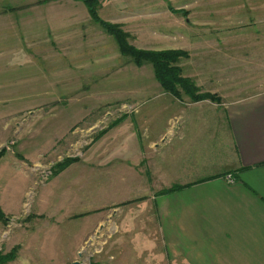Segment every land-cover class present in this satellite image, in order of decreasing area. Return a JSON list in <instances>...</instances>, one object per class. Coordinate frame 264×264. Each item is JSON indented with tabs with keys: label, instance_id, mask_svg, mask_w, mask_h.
Returning a JSON list of instances; mask_svg holds the SVG:
<instances>
[{
	"label": "rangeland",
	"instance_id": "obj_1",
	"mask_svg": "<svg viewBox=\"0 0 264 264\" xmlns=\"http://www.w3.org/2000/svg\"><path fill=\"white\" fill-rule=\"evenodd\" d=\"M6 2L0 19L13 18V3ZM192 5L214 7L213 15L195 10L199 41L223 37L206 30L212 19L214 29L232 20L230 26L250 27L240 36L246 43L264 42V0H166L167 9L182 10L187 19ZM229 6L241 10L228 13ZM44 18L37 42L30 41L28 12L20 32L10 23L0 43V263L144 264L151 243L143 234L140 92L157 93L153 67L120 58L113 45L100 54L86 50L82 60L96 64L79 66L82 52L63 50L46 34ZM128 29V43L147 50L141 28ZM13 32L21 35V50L14 49ZM107 34L87 36V45L107 43ZM191 38L184 25L182 45ZM185 52L189 57L178 63L184 76ZM251 79L225 88L227 99L256 93Z\"/></svg>",
	"mask_w": 264,
	"mask_h": 264
},
{
	"label": "crops",
	"instance_id": "obj_2",
	"mask_svg": "<svg viewBox=\"0 0 264 264\" xmlns=\"http://www.w3.org/2000/svg\"><path fill=\"white\" fill-rule=\"evenodd\" d=\"M6 1L0 0V9ZM9 2L13 18L0 19V43L5 42L4 30L19 31L21 15L29 12L31 43L37 42L36 28L45 16L47 35L63 50L82 52L79 66L96 64L82 60L86 50L100 54L112 45L119 50L109 34L106 44L91 40L92 46L87 45V36L105 30L82 1ZM197 9L207 15L214 12L213 5H192L187 19L182 10L167 9L166 0H108L99 11L102 20L127 33L129 26L141 28L150 45L144 49L157 45L163 51L188 50L190 70L185 77L222 99L178 100L163 91L155 75L157 93L150 96L146 88L140 92L141 194L143 218L148 220L143 234L148 232L151 243L149 257L142 259L144 264H264V42L246 43L240 36L250 27L230 26L232 20L226 28L214 29L212 19L206 20V30L223 37L201 42L198 27L192 30L191 24L195 19L193 24L199 25ZM183 24L193 31L188 46L182 45ZM14 34V49L21 50V35ZM251 75L250 82L260 89L227 99L224 89Z\"/></svg>",
	"mask_w": 264,
	"mask_h": 264
},
{
	"label": "trees",
	"instance_id": "obj_3",
	"mask_svg": "<svg viewBox=\"0 0 264 264\" xmlns=\"http://www.w3.org/2000/svg\"><path fill=\"white\" fill-rule=\"evenodd\" d=\"M78 1L86 5L93 21L114 38L123 57L129 58L137 67L145 64L152 65L156 80L165 93L178 100H183L184 96L188 97L193 103L206 100L222 103L219 96L203 92L192 79L183 75L178 63L189 57L187 52L180 50L149 51L131 46L128 43L130 35L124 32L120 25H114L101 19L99 16L100 0Z\"/></svg>",
	"mask_w": 264,
	"mask_h": 264
},
{
	"label": "built area",
	"instance_id": "obj_4",
	"mask_svg": "<svg viewBox=\"0 0 264 264\" xmlns=\"http://www.w3.org/2000/svg\"><path fill=\"white\" fill-rule=\"evenodd\" d=\"M105 1H107V0H100V2H105Z\"/></svg>",
	"mask_w": 264,
	"mask_h": 264
},
{
	"label": "water",
	"instance_id": "obj_5",
	"mask_svg": "<svg viewBox=\"0 0 264 264\" xmlns=\"http://www.w3.org/2000/svg\"><path fill=\"white\" fill-rule=\"evenodd\" d=\"M77 264V263H76Z\"/></svg>",
	"mask_w": 264,
	"mask_h": 264
}]
</instances>
